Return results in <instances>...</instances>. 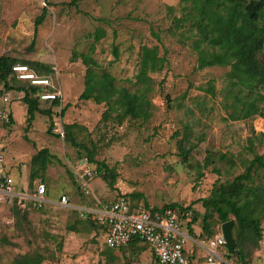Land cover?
<instances>
[{"label": "rangeland", "instance_id": "obj_1", "mask_svg": "<svg viewBox=\"0 0 264 264\" xmlns=\"http://www.w3.org/2000/svg\"><path fill=\"white\" fill-rule=\"evenodd\" d=\"M70 1L0 0V56L28 62L38 75H49L63 99L58 106L39 102V109L51 110V118L35 112L28 122L18 93L3 91L11 97L13 118L5 131L0 129L4 171L17 180L15 188L31 190L42 181L51 198L65 193L72 205L20 209L11 202L0 204V264L36 253L43 257L40 264H149L146 246L111 250L103 242V230L80 215L79 208L118 194H127L139 205H190L198 215L185 248L193 250L191 264H197L196 259L202 262L205 250L195 239L206 245L221 232L223 222L209 209V227L203 230L206 209L199 200L244 173L255 154L264 156V140L248 141L252 132H264V118H229L235 95L226 75L230 66L198 69L187 25L175 33L170 30L174 17L183 14L182 0ZM43 11L44 19L34 34V20ZM101 31L103 36L95 40ZM142 45L156 46L167 59L163 69L146 73L153 80L147 96L151 116L146 121L129 116L119 121L112 111L102 118L105 103L79 99L86 69L107 71L116 85L133 91L139 86L135 76ZM87 54L90 58L81 56ZM207 86H214V94L201 89ZM67 124H73V142L65 137ZM179 146L189 150L186 159ZM40 148H47L50 158L44 173L30 185V159ZM88 153L94 160L90 165L96 168L97 162H103L112 169L115 181L109 186L100 169L91 179L92 193L84 195L74 167ZM243 184L236 199L239 206L249 190L263 191L264 167L252 170ZM228 220L235 221L233 214H228ZM263 246L252 235L246 237L240 247L245 254L243 264H264ZM240 248L235 242V249L239 252ZM238 252L228 259L238 263Z\"/></svg>", "mask_w": 264, "mask_h": 264}, {"label": "trees", "instance_id": "obj_2", "mask_svg": "<svg viewBox=\"0 0 264 264\" xmlns=\"http://www.w3.org/2000/svg\"><path fill=\"white\" fill-rule=\"evenodd\" d=\"M76 1L71 0L69 4H74ZM182 1L184 2L182 7L184 10L183 14L174 17L170 30L175 33L177 28L184 24L187 25V37L191 39L190 47L197 56L196 67L198 69L216 65L230 66L226 75L232 81L230 92L234 90L235 95L233 102H231L232 109L228 113L229 118L233 120L246 119L253 115H259L264 118V0ZM44 14L45 11L35 18L34 34H36L38 26L44 19ZM103 34L104 32L102 31L97 33L95 40L100 39ZM115 55H117L116 52ZM81 56L90 58V54ZM138 62L139 69L135 76V83L139 86L133 91L116 85L115 77L111 73L87 68L84 74V87L79 94V99L93 100L98 104L105 103L107 109L103 112L102 118L110 115L112 111H116L119 121L127 116L146 121L152 114L151 103L147 96L148 92L153 89V80L146 75L147 70L163 69L167 64V59L164 55H159L156 46L142 45L138 51ZM15 63L28 65V62L20 61L7 55L0 56V85L2 84L0 93L9 90L19 93V98L26 105L28 122L33 119L35 112H40L51 118L52 113L49 108L44 110L38 108L39 102H41L38 92L43 89L38 85H31L28 82L18 80L11 75V66ZM38 66L41 65L38 64ZM45 89L51 90V88ZM201 89L210 94L215 92L214 86H207ZM50 103L52 106L60 105L59 100H52ZM63 109L62 111H64ZM71 125L73 124L65 126V137L73 142L74 139L70 130ZM47 131L52 133L50 127H48ZM255 139L264 140V132H252L248 141L253 144ZM179 149L182 159H186L189 150L184 149L182 146H179ZM221 157H225V155L221 154ZM49 158L50 154L47 148H40L32 155L29 167L30 185L44 173ZM86 158L89 162L94 161L90 153L87 154ZM206 162H208V159ZM256 167H264V156L255 154L249 161L244 173L236 175L227 185L215 187L209 196L199 200L204 209H206L202 219L203 230L209 227L206 222L209 209L217 213L221 222L228 220L229 213L233 214L235 217L232 226L234 228L233 236L239 248L249 235H252L256 242H260L264 229V188L263 191L258 188L252 191L249 190L248 195L245 196L246 201L242 206H239L236 200L243 191V181L250 178V172ZM95 169L97 174L100 169H103L104 180L107 181L109 186L114 184L115 174L112 169L108 168L103 162H97ZM118 195L112 199L104 198L101 201H115ZM250 195L251 198H249ZM130 199L133 198L130 197ZM7 202H11L20 208L16 197L0 204H6ZM142 205L145 208L152 207L154 210L159 208L149 206L146 202H143ZM175 205L177 203L166 204L162 207ZM138 206L139 204L132 202V207ZM28 207L34 206L30 205ZM186 207L192 209L190 205ZM192 212V221L188 223L189 234L193 231L192 226L197 220L196 215H198L194 210ZM86 219L89 220L90 224H94L95 227L102 228L100 224L90 218ZM139 245L148 247L141 240H133L123 247H138ZM244 255L240 248L238 254H236L240 264H243ZM42 260V255L36 253L32 256L23 255L16 258L12 264H40Z\"/></svg>", "mask_w": 264, "mask_h": 264}, {"label": "built area", "instance_id": "obj_3", "mask_svg": "<svg viewBox=\"0 0 264 264\" xmlns=\"http://www.w3.org/2000/svg\"><path fill=\"white\" fill-rule=\"evenodd\" d=\"M11 70V75L16 79L38 85L43 89L38 92L40 101L59 100V103H62L61 89L49 75H38L28 65L20 63L13 64ZM10 101L8 93H0V128L11 124ZM60 133L63 135L61 129ZM3 160L0 154V203L16 197L20 208L30 205L41 207L44 204L72 206L69 196L65 193L59 194L56 200L51 198L46 184L42 181H38L31 190L17 191L13 177L4 171ZM96 172L86 157L82 163L74 167V175L84 195L92 193L90 182L96 176ZM96 201L91 207L79 208V212L84 219L90 218L100 224L106 247L121 248L133 240H141L147 244L153 255L150 264H191L192 252H187L185 248L190 237L188 223L193 218L191 209L183 205L159 207L155 210L152 207L145 208L143 205L132 207L131 199L125 194H119L112 202ZM260 244L264 245V229ZM198 245L205 250L204 264H240L228 259L230 255L226 250L222 232L209 239L206 245L203 243Z\"/></svg>", "mask_w": 264, "mask_h": 264}, {"label": "water", "instance_id": "obj_4", "mask_svg": "<svg viewBox=\"0 0 264 264\" xmlns=\"http://www.w3.org/2000/svg\"><path fill=\"white\" fill-rule=\"evenodd\" d=\"M233 220H227L221 224V232L225 239V247L229 254L237 253L235 249V240L232 234Z\"/></svg>", "mask_w": 264, "mask_h": 264}, {"label": "crops", "instance_id": "obj_5", "mask_svg": "<svg viewBox=\"0 0 264 264\" xmlns=\"http://www.w3.org/2000/svg\"><path fill=\"white\" fill-rule=\"evenodd\" d=\"M17 97H18V95H17ZM12 121H13V118H12ZM12 121H11V123H12ZM11 125V124H10ZM10 125H7V126H5V127H3V128H0L1 130H4L5 128H8ZM6 130V129H5ZM4 130V131H5ZM3 133V132H2ZM3 148H4V143L2 144L1 142H0V150H3ZM22 176H25V173H24V175L22 174ZM28 177H29V173H28ZM14 178V177H13ZM16 178H18V177H16ZM19 180V179H18ZM14 181H15V185H17V180H15L14 179ZM27 180H26V176H25V182H26ZM21 183H24V181H22L21 180ZM36 184V183H35ZM17 189V188H16ZM22 188H20V189H17V191H23V190H21ZM49 193V192H48ZM50 195V194H49ZM195 232H196V234L197 235H199L200 234V232H198V231H196L195 230ZM103 242H104V237H103ZM195 242L197 243V244H201V243H203V242H201V241H198V240H196L195 239ZM204 244V243H203ZM126 247H129V246H126ZM124 248V247H123ZM147 248V253H148V256H149V264L153 261V255H152V253H151V251H150V249L148 248V247H146ZM110 249V248H109ZM118 249H122V247L121 248H113V249H111V250H118ZM193 250H191V252H192ZM205 254V253H204ZM192 256L194 257V254H193V252H192ZM198 258V257H197ZM203 261H204V257H203V260H202V262H200V263H198L199 262V259H196V262H197V264H204L203 263Z\"/></svg>", "mask_w": 264, "mask_h": 264}]
</instances>
